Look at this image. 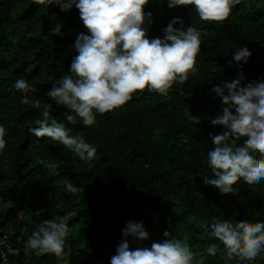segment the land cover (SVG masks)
Here are the masks:
<instances>
[{
	"label": "trees",
	"instance_id": "trees-1",
	"mask_svg": "<svg viewBox=\"0 0 264 264\" xmlns=\"http://www.w3.org/2000/svg\"><path fill=\"white\" fill-rule=\"evenodd\" d=\"M144 11L152 13L146 25L149 39H162L176 17L184 28L200 31L198 71L166 96L145 91L84 127L67 124V109L47 95L78 55L77 36L88 34L78 10L0 0V124L8 141L0 154V252L6 251L7 264H60L55 256H36L27 246L44 220L70 228L69 264H110L128 221H143L149 233L143 247L162 242L168 231L204 258L200 264H238L236 257L225 258L222 245L208 256L207 245L219 241L201 225L214 219L264 221V182L241 180L230 194L203 183V175H212L206 162L213 148L210 134L225 131L210 124L223 107L212 88L241 72L242 84L264 79V0H242L223 24L201 21L191 6L169 9L166 0H149ZM57 23L63 25L61 36L52 32ZM243 47L252 55L247 64H237L233 53ZM20 78L39 89L27 104L13 87ZM45 112L97 148L91 166L57 142L30 135L27 129ZM190 114L201 123L193 125ZM65 182L81 191L67 193ZM129 244L130 249L141 246ZM9 247L15 256L7 253ZM248 264H264V253Z\"/></svg>",
	"mask_w": 264,
	"mask_h": 264
},
{
	"label": "clouds",
	"instance_id": "clouds-1",
	"mask_svg": "<svg viewBox=\"0 0 264 264\" xmlns=\"http://www.w3.org/2000/svg\"><path fill=\"white\" fill-rule=\"evenodd\" d=\"M241 2L166 0L169 9L191 6L201 21L217 24L228 20ZM32 3L46 9L55 5L61 12L75 7L88 33L77 36L74 51L78 55L73 58L68 74L47 93L57 105L67 109L63 120L69 125L92 127L97 116L124 107L134 96L145 91L166 96L174 85L184 84L189 75L198 71L200 31L192 26L184 28L183 20L176 17L163 29L162 39H149L146 25L151 24L152 13L144 11L149 0H32ZM62 27L55 24L53 35L61 36ZM251 55L247 47L239 48L232 61L247 64ZM244 79L241 72L237 79L212 88L223 107L210 124L225 131L210 134L213 148L207 152L206 162L212 175H203V183L221 194L233 193V186L241 180L248 184L264 182V79L242 84ZM13 87L24 104L39 91L34 82L25 78L15 80ZM189 120L193 125L201 123L199 116L190 114ZM33 123L36 126L27 129L31 136L57 142L90 166L98 159L97 148L86 142L82 133L73 135L63 121L50 119L47 112ZM5 136L6 129L0 124V154L8 143ZM240 140L242 144L237 143ZM64 187L70 194L81 191L72 182H65ZM201 227L219 241L207 245L208 256H215L220 245L225 258L236 257L238 264H248L264 253V221L214 219ZM71 235L65 222L44 220L31 233L27 246L36 256L50 254L60 264H69L66 248ZM121 235L110 264H200L204 259H198L184 239L168 231L164 232L162 242L143 247V242L149 239L143 221H128ZM129 240L141 246L130 249ZM7 253L16 255L11 247ZM0 257L6 260L4 252H0Z\"/></svg>",
	"mask_w": 264,
	"mask_h": 264
},
{
	"label": "built area",
	"instance_id": "built-area-1",
	"mask_svg": "<svg viewBox=\"0 0 264 264\" xmlns=\"http://www.w3.org/2000/svg\"><path fill=\"white\" fill-rule=\"evenodd\" d=\"M1 243H3V242L1 241ZM1 252H4L5 257H6V260L3 257H1L0 264H7V254H6V251L1 250Z\"/></svg>",
	"mask_w": 264,
	"mask_h": 264
}]
</instances>
